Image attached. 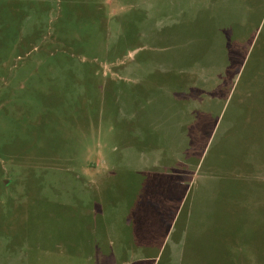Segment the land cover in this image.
I'll use <instances>...</instances> for the list:
<instances>
[{"label": "rangeland", "instance_id": "rangeland-1", "mask_svg": "<svg viewBox=\"0 0 264 264\" xmlns=\"http://www.w3.org/2000/svg\"><path fill=\"white\" fill-rule=\"evenodd\" d=\"M0 264H264V0H0Z\"/></svg>", "mask_w": 264, "mask_h": 264}]
</instances>
